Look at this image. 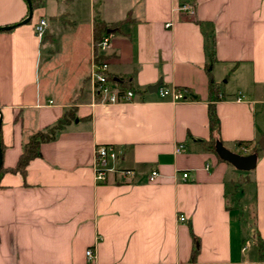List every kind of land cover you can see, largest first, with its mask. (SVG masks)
Wrapping results in <instances>:
<instances>
[{
    "label": "crops",
    "instance_id": "0c3cea01",
    "mask_svg": "<svg viewBox=\"0 0 264 264\" xmlns=\"http://www.w3.org/2000/svg\"><path fill=\"white\" fill-rule=\"evenodd\" d=\"M27 11L26 0H0L3 166H15L34 132L69 109L73 117L24 175H1L0 264H264V0H43L21 23ZM95 13L108 24L128 17L101 55L133 90L129 102L104 103L94 90ZM157 82L189 99L149 92ZM210 104L216 141L255 153L253 169H236L209 146ZM98 145L119 153L104 182L94 179Z\"/></svg>",
    "mask_w": 264,
    "mask_h": 264
},
{
    "label": "built area",
    "instance_id": "2783aa9c",
    "mask_svg": "<svg viewBox=\"0 0 264 264\" xmlns=\"http://www.w3.org/2000/svg\"><path fill=\"white\" fill-rule=\"evenodd\" d=\"M180 10H184L189 14L194 13V9L190 3H183L179 7ZM167 26L169 23L166 24ZM47 23L45 19H40L34 25L35 34L42 38L44 32L46 30ZM109 43V37L103 36L101 41L98 43V48L103 51ZM107 62L104 59L100 61L93 60L92 70L90 72V79L93 82L94 90L101 96V100L104 103H119V102H129L133 99L134 93L131 88L125 87L122 83L119 82V79H116L113 76H110L107 70ZM156 93L161 98H166L170 102L176 103L179 101H185L189 99L188 93L180 88L176 87H158ZM218 97H221L219 95ZM243 99L242 95H238L236 97L237 101H241ZM182 145L177 146V150H180ZM243 150L245 148L243 147ZM119 157V153L111 146V145H98L95 148V156L93 162L94 169V179L97 182H104L107 178V171L111 168L109 167V163L117 160ZM125 174H130V170H125ZM158 175L157 170H151L148 179L150 181L154 180ZM188 176L187 172L182 173V177L186 178ZM178 219L180 221H184V215H179ZM86 256L89 260L94 258L93 249H87Z\"/></svg>",
    "mask_w": 264,
    "mask_h": 264
},
{
    "label": "trees",
    "instance_id": "16d2710c",
    "mask_svg": "<svg viewBox=\"0 0 264 264\" xmlns=\"http://www.w3.org/2000/svg\"><path fill=\"white\" fill-rule=\"evenodd\" d=\"M31 6L33 9L41 6L43 4V0H30ZM28 6V5H27ZM28 14V11H27ZM128 20V17H125L124 19L114 22V23H105L100 19L98 16V13L95 14L94 20H93V54L94 59L96 61H100L102 59L101 52L98 48V43L101 41L103 36H108L112 31L118 30L120 26ZM204 49L205 53L208 58L207 63V71L210 73V64L215 59V40L214 35L211 32L208 34H205V41H204ZM124 83L123 85L125 87L130 88L128 85V82L125 78H122ZM209 84L212 85V78L209 76ZM73 117L72 109H69L63 113V115L54 123L53 125H50L46 127L45 129L37 130L32 135L29 136L28 140L23 143L22 151L18 156L17 162L15 166L6 168L3 166V164L0 167V178L1 175L6 171L11 172H19L20 174L24 175L26 172V166L28 162L41 155L40 151V145L43 142L49 141L53 139L55 133L63 128V126L71 120ZM209 127L211 130V139L209 141V146L214 149L216 140H219V137H214V133L219 132V119L217 118L214 110V106L212 104L209 105ZM238 145H244L246 146L247 143L245 142H237ZM4 150V145L1 141L0 136V158L2 160V154ZM261 244L259 243V246ZM196 250H193L192 258L195 257Z\"/></svg>",
    "mask_w": 264,
    "mask_h": 264
},
{
    "label": "water",
    "instance_id": "95a60500",
    "mask_svg": "<svg viewBox=\"0 0 264 264\" xmlns=\"http://www.w3.org/2000/svg\"><path fill=\"white\" fill-rule=\"evenodd\" d=\"M28 5V15L27 17L21 21V23H25L28 20H30L32 16L33 8L31 6L30 0H26ZM13 25L6 26L4 28H10ZM160 85V82H157L153 85H149L147 87L149 92H156L158 86ZM260 145H264V143L260 142ZM215 151L218 154L220 158L223 160L229 162L231 165H233L236 169L241 171H248L255 167L257 155L255 153L250 154H239L236 152L231 151L230 149L226 148L220 141H216L215 143ZM2 165V160L0 158V167Z\"/></svg>",
    "mask_w": 264,
    "mask_h": 264
},
{
    "label": "rangeland",
    "instance_id": "374dc122",
    "mask_svg": "<svg viewBox=\"0 0 264 264\" xmlns=\"http://www.w3.org/2000/svg\"><path fill=\"white\" fill-rule=\"evenodd\" d=\"M48 2H49V5L51 6V5H53L54 4V0H48ZM80 3H82V0H80ZM96 4V3H95ZM86 7H87V1L86 2H84V9H86ZM96 10H97V6L95 5V12H96ZM96 14V13H95ZM66 33H65V31H63V35L62 36H60L59 37V41H58V43H59V45H63V43H64V45H65V42H66ZM240 154V153H239Z\"/></svg>",
    "mask_w": 264,
    "mask_h": 264
}]
</instances>
